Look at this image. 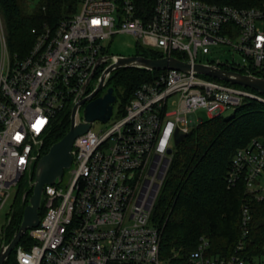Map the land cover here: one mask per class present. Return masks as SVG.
I'll list each match as a JSON object with an SVG mask.
<instances>
[{"label": "built area", "instance_id": "1", "mask_svg": "<svg viewBox=\"0 0 264 264\" xmlns=\"http://www.w3.org/2000/svg\"><path fill=\"white\" fill-rule=\"evenodd\" d=\"M248 4L247 0H81L80 12L54 30H31L34 43L20 59L8 52L0 16V210L8 191L41 157L55 115L71 113L96 87L110 64L107 60L94 69L101 57L108 56L103 53L105 40L125 34L161 57L178 53L191 67L219 63L226 70L264 79V0ZM217 46L239 55L242 64L198 62V54ZM93 79L96 85L91 89ZM260 95L192 70L161 71L140 85L122 113L113 108L106 130L94 132L91 123L75 138L67 182L43 187V215L37 227L26 231L30 247L16 245L17 264H249L235 254L205 256L208 243L203 239L185 263L175 255L162 259L161 233L151 226L150 216L176 129L188 133L201 123L193 118L199 110L214 118L247 100L264 103ZM76 120H82L80 113ZM168 124L173 126L171 135L164 151L158 152ZM241 180L246 195L264 200V140H252L235 152L227 184L235 186ZM249 221L244 204L243 230ZM2 231L0 227V244ZM241 249L239 243L236 252Z\"/></svg>", "mask_w": 264, "mask_h": 264}, {"label": "trees", "instance_id": "2", "mask_svg": "<svg viewBox=\"0 0 264 264\" xmlns=\"http://www.w3.org/2000/svg\"><path fill=\"white\" fill-rule=\"evenodd\" d=\"M0 0V16L4 26L8 52L16 58L25 57L35 40L36 32L44 27L54 30L61 22L71 18L78 10L81 0ZM261 0H247L248 5ZM142 3V2H140ZM147 9L150 5L147 4ZM108 54V48L103 50ZM135 55L146 58L161 57L155 51L135 45ZM183 60V56L173 53ZM161 71L148 72L136 68H121L113 71L107 87L113 88L116 98L114 107L122 113L132 99L135 90L152 81ZM207 78V77H206ZM70 127V112H59L41 148V156L61 140ZM252 140H264V103L247 100L234 109L229 117L207 118L193 126L183 141L173 148L161 187L155 198L150 216L151 226L160 231V254L162 259L173 255L180 263L195 252L201 239L208 243L207 257L229 258L238 255L249 264H259L264 255V200L256 201L245 193L244 182L235 186L227 184L231 161L238 149ZM34 176L31 175V181ZM22 180V179H21ZM17 184L15 203L3 226L4 241L8 244L18 230L23 208L32 194V189H23ZM26 200L21 204L22 194ZM248 207L250 221L241 228L242 206ZM42 203L39 217L43 215ZM246 236L242 238V233ZM2 241V239H1ZM242 249L237 251L238 244ZM27 234L19 246L29 248ZM4 264H17L13 250Z\"/></svg>", "mask_w": 264, "mask_h": 264}, {"label": "water", "instance_id": "3", "mask_svg": "<svg viewBox=\"0 0 264 264\" xmlns=\"http://www.w3.org/2000/svg\"><path fill=\"white\" fill-rule=\"evenodd\" d=\"M107 60H110V64L107 65L101 72L97 80L96 87L87 97L78 101L72 108L70 113L69 131L61 140L54 143L48 149L46 154L42 155L35 164H31L28 169L26 175L28 177L29 188L32 189V194L27 200V205L23 208L20 226L8 244L4 241V230L2 231L0 264H4L27 230L38 226L40 220L38 211L41 205L43 187L45 185L58 184L61 182L64 170L68 169L72 162L71 151L75 138L85 134L89 130L90 124L94 121L106 123L112 116L113 108L116 102V98L113 94V88L107 87L106 91L100 96L99 93L107 86L108 80L113 71L121 68H136L148 72L178 70L188 73L192 70L197 75L247 88L264 96L263 78L252 75H243L232 70H226L222 68L219 63L214 65L197 64L191 67L188 63L173 56L146 58L136 55L130 57L108 55L101 57L97 61L94 69H96L100 64H104ZM91 76L88 78L86 84L90 80ZM81 106H83L82 120L77 121L76 116L79 113ZM186 135L187 132L181 129H176L173 135V148L178 146ZM172 152V148L167 150L168 155H171ZM33 168L34 176L31 181ZM26 196L27 193L24 192L21 197L22 205L26 200ZM10 218L11 216L8 218L6 226L10 222Z\"/></svg>", "mask_w": 264, "mask_h": 264}, {"label": "rangeland", "instance_id": "4", "mask_svg": "<svg viewBox=\"0 0 264 264\" xmlns=\"http://www.w3.org/2000/svg\"><path fill=\"white\" fill-rule=\"evenodd\" d=\"M39 0H32L31 5L34 6ZM81 9V3L79 4L78 10L75 14L80 12ZM5 33V32H4ZM102 45L106 48H108L109 55H118V56H123V57H130L135 55V45L136 41L132 36L125 35V34H118L108 40H105L102 42ZM198 62L205 64V63H216V62H221V63H234V64H242V58L237 55L236 53H233L232 50L225 46H217V47H212L210 48L209 53L207 54H198L197 58ZM101 71V68L98 70L96 73L99 75ZM96 75V76H97ZM96 85V79L91 80L90 87L93 89ZM106 87L101 90L99 93V96L102 95L106 91ZM260 95V94H259ZM264 97L263 95H260ZM115 108V107H114ZM116 109V108H115ZM233 109H227L225 110L221 116L224 117H229L233 114ZM82 112H83V107H80L79 113L80 116L82 117ZM193 118L195 119L196 123L198 119L206 120L207 116L205 114V111L199 110L196 113L193 114ZM110 126V122L108 123H102L100 121H94L92 124V131L98 132L99 130H106ZM67 170V169H66ZM64 170V175L63 179L61 182V186H65L67 182V175H68V170ZM261 183L263 182V178H260ZM21 185L23 189H28L29 188V182H28V177L25 175L22 180H21ZM264 186V183L262 184ZM9 196L8 199L3 206V208L0 210V227H3L7 223V217L10 213V210L13 207H17L18 204L15 203V196L17 193V187H12L9 191ZM262 194L264 195V189L261 191ZM19 208V206H18ZM259 264H264V255L260 258Z\"/></svg>", "mask_w": 264, "mask_h": 264}, {"label": "clouds", "instance_id": "5", "mask_svg": "<svg viewBox=\"0 0 264 264\" xmlns=\"http://www.w3.org/2000/svg\"><path fill=\"white\" fill-rule=\"evenodd\" d=\"M173 126L171 124L166 125L163 138L158 142L156 146V150L158 152H163L167 143V140L169 139L171 132H172Z\"/></svg>", "mask_w": 264, "mask_h": 264}, {"label": "snow or ice", "instance_id": "6", "mask_svg": "<svg viewBox=\"0 0 264 264\" xmlns=\"http://www.w3.org/2000/svg\"><path fill=\"white\" fill-rule=\"evenodd\" d=\"M94 23H97L96 21H94ZM37 131H39V128H37ZM21 162H23V161H21Z\"/></svg>", "mask_w": 264, "mask_h": 264}]
</instances>
